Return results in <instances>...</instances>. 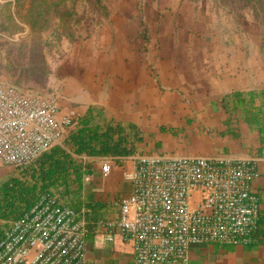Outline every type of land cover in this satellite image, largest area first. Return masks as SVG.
Masks as SVG:
<instances>
[{
    "label": "built area",
    "instance_id": "built-area-1",
    "mask_svg": "<svg viewBox=\"0 0 264 264\" xmlns=\"http://www.w3.org/2000/svg\"><path fill=\"white\" fill-rule=\"evenodd\" d=\"M58 100L0 82V164L22 167L56 144L79 117ZM126 171L132 183L119 199V218L101 222L107 238L120 234L133 264H189L195 244L256 240L260 173L248 159L141 154ZM108 174L110 160L103 164ZM88 228L52 193L43 194L0 241V264H84Z\"/></svg>",
    "mask_w": 264,
    "mask_h": 264
},
{
    "label": "crops",
    "instance_id": "crops-1",
    "mask_svg": "<svg viewBox=\"0 0 264 264\" xmlns=\"http://www.w3.org/2000/svg\"><path fill=\"white\" fill-rule=\"evenodd\" d=\"M151 31L154 42L156 33ZM141 33L143 47L113 51L109 95L80 101L77 107L79 117L91 105L101 108L109 118L134 123L144 136L133 155L79 157L88 173L61 203L74 209L88 228L84 264H133L131 245L120 234L110 241L101 222L119 218V199L132 190L124 173L135 169V157L142 152L224 156L255 163L260 173L252 183L260 205L256 240L239 245H192L189 264H264V126L249 121V107L239 105L241 96L236 95L263 89L257 82L264 72L253 76V81L244 74L223 75L220 65L228 60L229 49L214 50L215 58L210 60L206 50L149 48L147 31ZM211 64L213 68L216 64L217 71ZM259 104L257 98L254 106ZM107 160L111 169L105 174L102 167ZM15 169L0 164V181ZM4 222L0 219V225Z\"/></svg>",
    "mask_w": 264,
    "mask_h": 264
},
{
    "label": "rangeland",
    "instance_id": "rangeland-1",
    "mask_svg": "<svg viewBox=\"0 0 264 264\" xmlns=\"http://www.w3.org/2000/svg\"><path fill=\"white\" fill-rule=\"evenodd\" d=\"M54 1L0 0V82L55 97L61 110L109 95L113 51L143 47V30L149 48L206 50L210 60L214 50L229 49L220 65L223 75L244 74L253 81L264 72L263 11L257 17L223 0H60L58 8L70 10L61 19ZM43 8L48 10L40 13ZM31 65L40 69L37 75L27 71ZM258 80L264 85V78Z\"/></svg>",
    "mask_w": 264,
    "mask_h": 264
},
{
    "label": "trees",
    "instance_id": "trees-1",
    "mask_svg": "<svg viewBox=\"0 0 264 264\" xmlns=\"http://www.w3.org/2000/svg\"><path fill=\"white\" fill-rule=\"evenodd\" d=\"M223 1L235 10L251 9L257 17L264 12V0ZM60 3L57 0L51 5L62 19L70 14V10L58 8ZM46 10L48 9L43 8L40 13ZM36 56L42 63L45 61L42 52H38ZM43 69L41 74L45 75L46 70ZM27 71L30 75H37L40 69L31 65ZM236 95L241 96L239 105L245 104L249 107V121L264 126V88L245 95ZM257 98L260 100L258 107L254 106ZM143 137V132L134 123L125 124L109 118L101 108L89 106L61 144L54 145L31 163L16 167L12 175L0 181V219L5 221L0 225V241L11 221L29 211L43 194L52 193L59 202L71 196V189L80 185L88 173L86 165L79 159L80 156L133 155L136 144L142 142ZM141 154L144 153L138 155Z\"/></svg>",
    "mask_w": 264,
    "mask_h": 264
}]
</instances>
